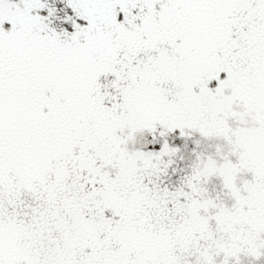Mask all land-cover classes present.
<instances>
[{"label": "snow or ice", "instance_id": "1", "mask_svg": "<svg viewBox=\"0 0 264 264\" xmlns=\"http://www.w3.org/2000/svg\"><path fill=\"white\" fill-rule=\"evenodd\" d=\"M0 264H264V0H0Z\"/></svg>", "mask_w": 264, "mask_h": 264}]
</instances>
